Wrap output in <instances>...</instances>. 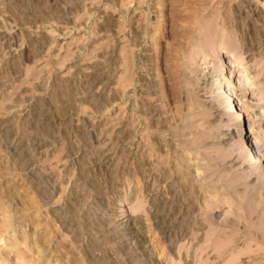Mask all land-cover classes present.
<instances>
[{
	"label": "rangeland",
	"instance_id": "374dc122",
	"mask_svg": "<svg viewBox=\"0 0 264 264\" xmlns=\"http://www.w3.org/2000/svg\"><path fill=\"white\" fill-rule=\"evenodd\" d=\"M259 81L264 0H0V264H264Z\"/></svg>",
	"mask_w": 264,
	"mask_h": 264
},
{
	"label": "bare ground",
	"instance_id": "6f19581e",
	"mask_svg": "<svg viewBox=\"0 0 264 264\" xmlns=\"http://www.w3.org/2000/svg\"><path fill=\"white\" fill-rule=\"evenodd\" d=\"M191 56V55H190ZM234 64V63H233ZM232 68V67H231ZM248 72V71H247ZM239 75H242L241 73L239 74ZM249 76V75H248ZM248 76L247 75H245L244 76V74L242 75V77L243 78H245V79H247V81L248 82H252V81H250L249 79H248ZM247 77V78H246ZM252 77H253V75H252ZM250 78V77H249ZM253 80V79H252ZM245 81V80H244ZM254 81V80H253ZM240 83V82H239ZM257 83H258V81H257ZM261 83H260V81H259V84H255L257 87H255V88H257V89H259V90H261V91H263L264 90V86L262 85H260ZM263 84V83H262ZM241 85H242V87L239 89H235L234 87H233V89H230V91H231V95H233V97H234V95H235V100H236V102H238V103H240V104H242L243 106L242 107H235V105H234V109H232V110H230V112L232 113L231 115H233V113H235V111L238 113L237 115H238V118H236L234 115V120H237V119H240L241 120V124L243 125V123H245L246 122V120H247V118L249 117V114H251V112L255 109V107L257 106L256 105V103H254V102H252L248 97V94H249V91L246 89V88H243L244 87V85L245 84H242L241 83ZM230 86V85H229ZM243 96V98L245 97L246 98V100H245V98H244V100H242V98H240V96ZM232 97V96H231ZM264 97V96H263ZM248 98V99H247ZM258 108V107H257ZM219 111V110H218ZM228 111V110H227ZM253 112H255V111H253ZM224 113V112H223ZM256 117V116H255ZM249 123V122H248ZM247 123V124H248ZM251 123V122H250ZM252 124V123H251ZM249 125V124H248ZM252 126V125H251ZM251 126L249 125V126H246V125H244V136H245V139L246 140H248L249 142H254V141H256L258 138L255 136V134H254V132L252 131V128H251ZM241 135V134H240ZM243 135V134H242ZM244 139V138H243ZM257 142V141H256ZM258 143V142H257ZM253 144V143H252ZM260 145V144H259ZM252 146H255V144L254 145H252ZM257 146H258V144H257ZM262 146V145H261ZM258 147H260V146H258ZM254 148H256V151H257V153H255V156H257L258 155V151L260 150L259 148H257V147H254ZM262 148H263V146H262ZM255 151V152H256ZM259 154H261L260 152H259ZM260 156V155H259ZM250 160L252 161V160H254V161H256V160H258L259 162H260V169L264 172V160H263V158H262V156H261V158L259 157H254L253 155L252 156H250ZM254 161H253V163H254ZM129 220V219H128ZM140 221V220H139ZM142 222V221H141ZM134 223V222H133ZM128 257V256H127ZM134 258V257H133ZM137 261V260H136Z\"/></svg>",
	"mask_w": 264,
	"mask_h": 264
}]
</instances>
